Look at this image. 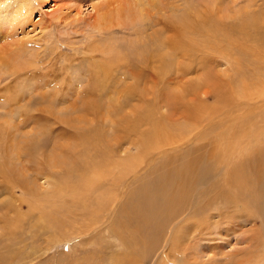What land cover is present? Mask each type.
I'll list each match as a JSON object with an SVG mask.
<instances>
[{"label": "rangeland", "instance_id": "obj_1", "mask_svg": "<svg viewBox=\"0 0 264 264\" xmlns=\"http://www.w3.org/2000/svg\"><path fill=\"white\" fill-rule=\"evenodd\" d=\"M134 1L0 0V6L11 4L10 15L0 10V119L12 112L17 123L20 117L30 120L21 127L12 124L20 137L16 146L24 148L34 139L41 125L34 126L35 121L41 114L46 116L41 119L49 140L52 137L47 156H41L42 150L33 157L21 154L27 160L19 164L29 174L20 177L22 182L0 171V264H264V178L251 207L239 196L224 200L213 195L209 203L204 199V191H211L208 187L223 178L227 156L225 164L214 163L212 175L197 182L200 191H192L174 213H162L164 227L160 220L148 238L130 235L132 230L137 236L133 220L143 185L155 177L154 170L172 153L173 145L178 151L195 147L194 142L224 144V136L228 135V142L233 134L242 137L241 142L245 139L244 145L237 140L230 143L233 157L243 147L241 158L248 157V148L256 153L264 150V0H161L159 5L147 4L142 18L121 9L135 5ZM103 12L107 14L99 17ZM116 13L121 17L116 18ZM193 21L199 24L189 27ZM101 67L106 71L104 78ZM69 116L76 122L74 132L98 131L96 145L107 159L104 164L112 157L113 172L107 177L112 186L108 182L98 188L99 181L92 180V187L86 179L83 184L89 188L85 202L90 211L103 201L106 208L109 201L103 197H112L113 235L105 215L99 222L91 216L83 219L78 209L74 215L50 209L57 202L71 207L60 200L65 193L57 180L68 169L52 165L57 150L62 145L76 149L84 144L69 135L63 138V127L73 129L64 121ZM201 121V141L165 143L170 132L180 137L175 126L180 124L190 137L194 124ZM186 125L192 128L186 131ZM6 129L7 125L0 126V134ZM157 137L162 144L154 149ZM254 137L257 143L251 145L248 140ZM110 145L113 153L108 151ZM135 154L136 159L127 158ZM142 154L149 163L133 174L135 164L130 161ZM233 159L229 163L238 166L239 161ZM263 170L264 165L262 177ZM217 173L220 180H216ZM24 179L36 195L24 187ZM222 181L219 185L227 190ZM231 190L232 195L239 191ZM194 203L203 204L204 210L189 219ZM87 219L97 220V233L86 231ZM84 229L87 234H78ZM115 229L123 236L118 237ZM176 229L188 232L178 247L171 246Z\"/></svg>", "mask_w": 264, "mask_h": 264}, {"label": "bare ground", "instance_id": "obj_2", "mask_svg": "<svg viewBox=\"0 0 264 264\" xmlns=\"http://www.w3.org/2000/svg\"><path fill=\"white\" fill-rule=\"evenodd\" d=\"M161 2H162L161 0H135L134 1L135 5L130 6L131 4L130 5L128 4L127 7L125 6V7H122L121 9H125L127 14H132V16L135 15V17L142 18L144 16L145 6H147V4L159 5V4H161ZM8 6H11V4H3L2 6H0L1 11L7 10L5 15L11 14L10 9H7ZM198 13H200V12H198ZM106 14H107L106 12L105 13L103 12L99 15V17H103ZM117 14L118 13L115 14L116 18L121 17L120 15H117ZM189 16H190V14H189ZM198 24H199V21H196V22L193 21V22L189 23V27H193V26L198 25ZM244 36H246V35H244ZM1 65L3 66L5 64L2 63ZM99 69H100V71H102V73H100V74L101 75L104 74V75H102L104 78V76L106 74L105 68L101 67ZM98 72H99V70H98ZM102 86L103 85H101V87ZM42 102L43 101H41L40 103H42ZM51 103L52 102H49V104H51ZM54 103L55 104L59 103V100H56ZM88 105H89V103L87 102V106ZM76 112H77V109H76ZM198 113H200V112H198ZM22 114H23V112H22ZM88 114H89V112L87 113V115ZM41 118L44 119V118H46V116L41 114V116L38 117L39 121H35V125H34V126H37L38 123H41L40 128H39L40 131L35 133L34 139H32L24 148H22L21 146L20 147L16 146L17 144L20 145V140H19L20 137H18L19 132L17 133L16 131L13 130L12 124H16L17 125L16 127H21V126L27 125L28 121H30V120L29 119H22L21 120V117H20L19 122L17 123L16 119L12 115V112H10V114L7 117L0 119V126H3V125L8 126V129H6L4 132H2L0 134L1 140L3 142L2 146L0 147V151L2 152L4 150V157L2 156L3 159L0 160V171L3 172L4 174L10 175L8 177L9 179L15 180L16 178H14L13 175L18 177L17 179H19L20 177L25 178L26 176L29 175V174H27V169H24L25 165L24 166L20 165L21 163H24L27 160V159H24V160L22 159V155H21L22 153L27 154L29 157H33L36 154L38 155L39 150H42L43 152H42L41 156H47V153L49 151L48 148L50 146L49 144L51 143L50 141H52V137L50 136L51 138L49 140L48 130H47L46 126L44 125V121ZM64 121H66V123L64 122L65 124L70 125V127L71 128L73 127V129L69 131L68 129L63 127V129H61L63 132V138L66 135H69L71 137H75L76 139H80L84 144L76 146V149L74 147H72L70 144H68L67 147L62 145L60 147V149L57 150V153L55 154V159H54V162L52 165L53 166H58V165L65 166L68 169V171L66 173H64L63 175H61V177H59V179L57 180V182L59 181V185H60L59 188L61 189L62 192L65 193L64 196L61 194L60 200L65 201V202H69L71 207L68 205L60 204L59 202H57V203H54V205H53L54 207L53 206L51 207V204H52L51 203L50 209L54 213L65 214V212L68 211V214L71 213L73 215L75 213H72V212H74L75 210L78 209L79 215L81 217H83V219H85V217H87L89 219V216H91L90 219L95 220L94 218H96L99 222H100V218L101 219L103 218L101 216L105 215L104 216L105 220L109 219L107 229L109 230V233L113 235V201H112V197H106L107 196L106 194H105L106 196L103 197L104 199L106 198L109 201L108 202L109 204L106 205V208L103 207L104 203H105L104 201L99 202V200L101 201V199H99V200L94 199L95 201H98L99 203H97L93 208H91V211H90L89 204L87 205V203L85 202V196L87 194L86 192L89 190V188H86L85 187L86 185L84 186V184H83V181L86 179L85 182L88 180V182L90 183L89 186H92V187H94L93 181H95V183H97L99 181V184L97 186L98 188L101 185H102L101 187H103V185H106L109 182L107 177L113 172V170H112L113 169L112 157H111V160H108L109 162L107 164H104L107 159H106V157L101 156V150L98 151V148H97L98 145H96V138H97V136L99 137V133L97 130L88 131V132L87 131L86 132H84V131L83 132H80V131L74 132V128H75V124H76L75 120L69 116V117H65ZM172 125L173 124H171V126ZM200 125H202V121L200 123L196 122L194 124L195 129L190 134L191 135L190 137L188 135H186V133L185 134L183 133V131L180 128V126H181L180 124L175 126L174 131L180 133V137H176L175 134L172 132H170L168 134L165 133L167 135V139H168L167 142L165 140V143L173 144L174 142H180L182 140L183 141L189 140V144L194 142L195 138H196V140L199 139L198 137H199V132H200L199 131ZM166 127H167V125H166ZM183 128H185V130L188 131L189 129L192 128V126L186 125ZM162 129H163V127H162ZM170 129L173 131L172 127ZM157 133H159V132L157 131ZM231 135L232 136L230 137L228 142H227V136L228 135L224 136V138H225L224 141H226V143H224L225 145L221 143L218 145L205 144L206 145L205 146L203 144L201 145L200 142L198 144H196L194 142L195 147L191 145L194 148H192V147H190V145H188L185 150H182V148H181V149H178V151L173 149V148H175L174 147L175 145H173L171 147L172 153L168 154L166 157H164V159L161 161L160 165L154 170L153 174H155V177L152 179H147V182H145V184L143 183L144 187L142 186L143 190H142V195H141V202H139L138 205L136 206V211L134 214L136 219L133 220L134 223L136 222L135 231L137 232V236H136V233H134L132 230H130V235L131 234L135 235V237H132V238H135V239L136 238H139V239L144 238L145 234L147 235V238H148L149 236L153 235L154 234L153 232H156V230L150 231V229L152 227H156V226L158 227V224H157L158 221H160L162 218L164 219L165 216H168L171 213H174L182 204H184L186 202L188 196L192 193V191L194 192V190L196 189L197 182L202 181V180L206 179L207 177H209L210 175H212L211 170L214 169L213 168L214 163H217V166L218 165L220 166V164H225L223 158L226 156L228 157V158L226 157L228 167H227V169L225 168L226 171L224 170L225 172L223 173L224 175H223V178H221V180L219 179L220 173L216 174V180L217 179L220 181L223 180L222 182H224V184L227 185L228 191L226 189H224L222 185H219L220 181H217V182L213 183L214 185L212 184L208 187L209 189H212L211 191L210 190L204 191V192H206V193H204V194H206V197L204 199H207L208 197H211L213 195H215L217 197H222L224 200L238 199L239 197H241L242 200L244 201V203L248 207L253 206V201L256 198V196H254L255 190L260 188V187H258V185H260L259 182L263 181L262 179L264 178V177H262V166L264 165V150L262 152L257 151L258 153H256L254 150L251 151V149L248 148L250 151L248 157L241 158L242 151L244 148L243 147L242 149H238L239 150L238 156L233 157L232 154L234 153V150H232V148H230V143L237 140L236 143L242 144L245 139L241 142L242 137H239V135H233V134H231ZM159 137H161V136L159 135ZM202 137H203V139H205V135ZM236 137L237 138L239 137V138L237 139ZM244 137H246V136H244ZM63 138H60V139H63ZM203 139H202V141H203ZM247 139L248 138H246V140ZM199 141H201V138L199 139ZM248 142H251V145H255L257 143L256 137H254L251 141L248 140ZM102 143H103V141H102ZM156 143H157L156 144L157 147L155 146L153 148L154 149L160 148L159 147L160 143L162 144L161 139L158 138ZM244 144L245 143H243V145ZM47 145H49V146H47ZM251 145H249V146H251ZM45 146H47V147L45 148ZM89 146H92L95 149H87ZM110 147L111 148L108 151L113 153L112 152V150H113L112 145H110ZM147 148H150V147H147ZM145 151H146V149H145ZM103 153H105V152H103ZM254 153H256V154L252 156V154H254ZM259 153H261V154H259ZM137 154L129 156L127 158L129 160L131 159V157L136 159L135 156H137ZM107 155H105V156H107ZM146 155H147V153H146ZM150 155H151V153H150ZM109 157L110 156H108L107 158H109ZM229 157L232 159L234 158L233 160H238L239 161L238 166L231 165V163H229L230 162ZM146 158L147 157L142 154L139 157V159H137V161H135V162L130 161L131 164H135L134 165L135 168H134V170H132L133 174H137L140 171V169L142 168L143 164L149 163L148 159L146 161ZM30 159H32V158H30ZM211 159H212V164L210 163ZM246 160H248V161L246 162ZM206 164H209L211 166H207ZM244 165H245V167H243ZM28 166H30V164ZM29 170H31V168H29ZM151 173L152 172H150V174ZM8 175H6V177ZM26 179H28V178H26ZM26 179H24V181H23L24 187L26 189H28L30 193H32L33 195H36L35 194L36 191L34 190L35 188L30 186L29 181ZM35 179H37V177ZM109 180H111V179H109ZM20 181L22 182V178H20ZM110 182H112V180ZM110 182L108 184L110 186H112L113 183H110ZM11 185H12V183H11ZM96 188H94L95 191L97 190ZM233 188L239 190L236 195H232V193H231V191H232L231 189H233ZM94 189H90V190H92V192H93ZM102 189H106V188L104 187ZM98 190H100V189H98ZM111 190H113V189H111ZM196 190L200 191L201 189L198 186ZM105 192L106 191H104V193ZM97 193H98V191H97ZM101 193L102 192H100L99 194H101ZM212 193H214V194H212ZM88 194H90V193L88 192ZM136 194L138 195V193H136ZM87 196H90V195H87ZM135 197H134V199H135ZM90 201H91V199H90ZM29 202H31V200H29ZM207 203H209V198H208ZM237 203L239 205V202H237ZM191 204H190V206H191ZM247 206L245 207L247 209L246 211H248ZM60 207L65 208V209H61ZM133 207H131V208H133ZM190 208L191 209L189 210V213L190 212L193 213L192 214L193 216H190L189 219H193L196 215H199L200 213H202V211L204 210V205L200 204V203L199 204L194 203L193 206H191ZM246 211L244 213H246ZM220 212H221V210L219 211V213ZM162 213L165 215L164 217H162ZM189 213L187 215H189ZM203 214L206 215V212L205 213L203 212ZM106 215H108V216H106ZM130 216L132 217L133 214ZM69 218H71V221H72V219L74 217L71 215ZM77 218H79V217H77ZM205 219H207V218H205ZM59 220H60V217H59ZM68 220L66 221V223L71 222ZM89 220L87 222L88 223L87 226L85 223L86 220L84 222L85 226H86V228H85L86 231L87 232H96L95 229L99 225L96 222L97 220L94 221L93 223H91ZM202 221H204V220H202ZM12 222H14V221L12 220ZM72 222H74V224H77V222L75 220H73ZM224 222H226V221L224 220ZM123 223H126L127 226L129 225V222L123 221ZM165 223H166L165 221L161 220L162 227H164ZM15 224L17 225V223H15ZM124 226H121V228H123ZM184 227L186 228V225ZM85 229H84V232H85ZM118 229H115V231H117ZM160 230L163 231V228H161ZM178 230L176 229V231L174 232V235L172 236L173 240L171 242V246H174L175 244H176L175 245L176 247L182 245L183 240L188 235V232L182 231L183 234H181L180 231H178ZM77 232H79V231H77ZM84 232L81 231V233H78V234H80L81 236L87 234V232H85V233ZM117 234L119 235L118 237L123 236V233H120L118 231H117ZM69 238H70V236H69ZM87 238H88V236H87ZM91 239L92 238L90 237V240ZM118 239L121 242V238H118ZM90 240L86 239L85 242H89ZM149 241H150L149 239H148V241L147 240L144 241L145 243H143V245H145L146 243H149ZM133 242H134V245L136 247L135 241H133ZM153 242H154V240H153ZM121 243L123 245V242H121ZM130 248H132V247H130ZM174 250L176 251V249H173V251ZM94 253L96 254L95 256H98L101 254V253L98 254L96 252H94ZM105 256L106 255L104 254V257ZM104 257H101V259H103ZM110 258H112V260H113V254Z\"/></svg>", "mask_w": 264, "mask_h": 264}]
</instances>
